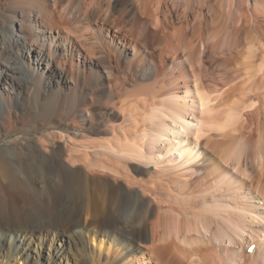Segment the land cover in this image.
<instances>
[{
  "label": "bare ground",
  "instance_id": "bare-ground-1",
  "mask_svg": "<svg viewBox=\"0 0 264 264\" xmlns=\"http://www.w3.org/2000/svg\"><path fill=\"white\" fill-rule=\"evenodd\" d=\"M216 1L0 0V136L21 133V99L33 117L32 138L0 143V259L241 264L253 244L246 264H264V202L242 172L262 137L241 114L264 104V0L239 27ZM219 36L242 49L205 66ZM82 108L94 135L66 133L86 129Z\"/></svg>",
  "mask_w": 264,
  "mask_h": 264
},
{
  "label": "rangeland",
  "instance_id": "rangeland-1",
  "mask_svg": "<svg viewBox=\"0 0 264 264\" xmlns=\"http://www.w3.org/2000/svg\"><path fill=\"white\" fill-rule=\"evenodd\" d=\"M218 1V0H217ZM216 1V3L218 4L219 3V1L217 2ZM247 1V2H246ZM228 2L230 3V5H229V3H228V5H226V1H225V4H224V2H223V8H222V11H224L223 13H224V16L226 15V12L228 13V12H230V14H231V17H232V19H233V22H234V25H235V27H239L240 26V24H241V22H238V20H239V17L237 16L238 15V13L241 11V9L243 10V11H246V14H248L249 16H250V10L249 9H251V3L252 2H255V0H228ZM256 4L260 7V6H262L263 5V3H262V1L261 0H258L257 2H256ZM219 5V4H218ZM226 6H227V9H229L228 11H227V9H226ZM226 9V10H225ZM237 9V10H236ZM239 9H240V11H239ZM233 10V11H232ZM235 10V11H234ZM226 11V12H225ZM239 11V12H238ZM235 14V15H234ZM255 15V14H254ZM254 15H251V18L249 17V22H252V23H254V21L255 20H259V22H263L261 19H262V17L259 19H257V17L256 16H254ZM253 17H255V18H253ZM235 19V20H234ZM238 19V20H237ZM251 19V20H250ZM238 22V23H237ZM236 23H237V25H236ZM240 23V24H239ZM264 23V22H263ZM230 31L232 32V31H234L233 29H230ZM236 36V35H235ZM235 36H233V34H232V38L234 39V37ZM216 39V41L215 40H213L212 42L210 41V43H208V47H211V50H206L204 47H202V46H200L199 48V59H200V61H201V63L202 64H204L205 66H209V65H211L212 64V62L213 61H216V60H218V58H220V57H222V56H224V54L227 56L228 54L230 55V56H232L233 54H234V56L238 53L237 51H240V49H242V47H239V49H238V47L237 48H235V46H230L231 47V49H228V48H230V47H228V48H225V47H223V48H220V47H218V45L220 44V43H223L222 41H223V37L222 36H219L218 38L217 37H215ZM222 38V39H221ZM230 40V39H229ZM211 44V45H210ZM217 45V46H216ZM232 47H234V48H232ZM202 48V49H201ZM151 49V51H153L154 49H153V47H151L150 48ZM227 49V50H226ZM245 49V48H244ZM227 53H225V52ZM228 51V52H227ZM202 56V57H201ZM261 95H262V93L259 91V93H258V96H260L261 97ZM255 100V99H254ZM254 100H252L251 102H249V101H247L246 102V106L244 107L243 105V107L244 108H246V109H244V110H242V108H241V114L244 116H242V115H240V116H242L243 118H245V129H246V131L247 132H245V129H244V133H246L247 134V136L248 135H250L251 136V138L253 139H257L258 138V136H259V138L260 137H262L263 138V140H262V138H260V141H258V140H255L257 143L256 144H258V143H260V142H262V145H261V153H259V154H257V159L255 160H253V161H251L250 160V162L251 163H249L248 165H247V167H242V172H243V174H244V176L245 177H247V175L248 176H250L252 179H250L249 177H247L246 179L248 180L247 182H248V184L250 185H253V187H252V189L254 190L253 191V193H254V195H256V197H257V201L259 202V204L261 203V205H262V203L264 202V188H262V187H264V117H262L263 115H264V104H262L261 102H260V100L258 101L257 100V102L256 101H254ZM23 101H24V104H23ZM20 102H21V104H20ZM19 104V105H18ZM18 104L15 106V108H13L12 109V112H11V115H10V119H11V121L13 122V124H15V129H18V130H20L21 131V133L19 132V134H15V135H13V136H11V137H6L5 139L3 138V136H0V143H4V142H6L8 139H10V138H13V137H15V138H24V137H27V138H32L33 137V131L31 132H26V131H28V130H26L27 128H29L30 127V125H32L31 123H33V117L32 116H27V114H22L21 115V113H20V107H22V106H27V104H28V102H26L24 99H21L19 102H18ZM254 104H256L255 106H254ZM259 105V106H258ZM250 108V109H249ZM258 108V109H257ZM261 108H262V110H261ZM86 109V110H85ZM215 110V111H214ZM214 110H212V111H210V113L211 112H213V114H214V112L216 113V111H218V108H215ZM255 110H257V111H255ZM263 111V112H262ZM89 112V113H88ZM210 113H208V114H210ZM204 114H207V113H204ZM219 114V113H218ZM260 114V115H259ZM148 115V116H147ZM262 115V116H261ZM90 116V111L87 109V108H82V109H80L79 111H78V114H77V116H76V120H77V123L79 124V123H81V125H82V127H84V128H86L84 131L83 130H77L76 128H75V126L76 125H74V124H72V123H69V126H68V128H67V130H66V133H76L77 131L78 132H80V133H84L83 135L84 136H86V135H94L93 133L91 134V132H89L90 131V129L92 128V127H89L88 126V124H86L87 123V118ZM146 117H151V113L149 114V113H147L146 114ZM260 117V118H259ZM242 118V119H243ZM261 119V122H260V120L259 119ZM259 120V121H258ZM83 121V122H82ZM263 121V122H262ZM116 122H117V124L118 125H120V126H122L123 128H127V122L124 120V118H122V117H120L118 120H116ZM119 122V123H118ZM121 122V123H120ZM255 122H257V123H255ZM168 124L169 125H173L172 124V121H169L168 122ZM257 124V125H256ZM202 125H204V126H202L203 128H202V130H203V132L202 131H200L199 133V135H201V137H203V136H205V135H207L208 133V130H209V128H210V126L207 124V123H205V124H202ZM17 126V127H16ZM89 127V128H87V127ZM178 126V125H177ZM199 127H201V125L199 126ZM263 129H262V128ZM216 128V127H215ZM22 130L24 131V133L26 132L27 134H24L23 135V133H22ZM65 132V131H64ZM32 134V135H31ZM203 134V135H202ZM205 134V135H204ZM245 134V135H246ZM241 136V135H240ZM250 136H248V137H250ZM253 136V137H252ZM8 138V139H7ZM258 138V139H259ZM253 139V140H254ZM262 140V141H261ZM261 144V143H260ZM262 146H263V148H262ZM261 154V155H260ZM260 157V158H259ZM262 159V160H261ZM247 171V172H246ZM257 177V178H256ZM249 178V179H248ZM258 179H260V181L258 180ZM257 181V182H256ZM258 182H260V183H258ZM259 184V185H258ZM257 186V187H256ZM198 206H199V204H198ZM198 208V207H197ZM27 209V208H26ZM129 208H127V210H124V212H122L121 213V216L125 219V220H129V219H131L132 217H133V212L129 209ZM125 213V214H124ZM123 214V215H122ZM189 218H192L190 215H189ZM124 219H122V220H124ZM192 219H194V218H192ZM195 220V219H194ZM61 229H63V230H65L66 228L64 227H62ZM169 231H171L172 232V229L171 230H169ZM28 235H31V232H28ZM194 236H196L195 234L194 235H192L191 237H193L194 238ZM31 237H33V235H31ZM60 242V241H59ZM253 245V244H252ZM94 246V245H93ZM254 251V248L252 249V250H249L248 248H247V250H246V248L244 247V255L245 256H243V261L241 262V264H246V262H248L249 263V260L250 259H248V258H250V256H248L247 254H250V252H253ZM106 253H101V257H100V259H101V263H102V260L103 261H106ZM246 257V258H245ZM244 259H245V261H244ZM0 264H13V262H9V263H6V260L5 259H0Z\"/></svg>",
  "mask_w": 264,
  "mask_h": 264
}]
</instances>
